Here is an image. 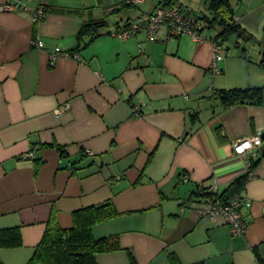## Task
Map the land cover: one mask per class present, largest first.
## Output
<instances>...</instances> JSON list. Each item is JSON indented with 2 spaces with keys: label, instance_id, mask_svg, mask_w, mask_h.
<instances>
[{
  "label": "crops",
  "instance_id": "crops-1",
  "mask_svg": "<svg viewBox=\"0 0 264 264\" xmlns=\"http://www.w3.org/2000/svg\"><path fill=\"white\" fill-rule=\"evenodd\" d=\"M20 1L30 10H0V228L20 226L22 242L0 247V264H27L51 212L68 229L75 210L107 200L117 215L92 233L117 234L121 248L97 254L98 264L264 261V105L224 106L217 94L264 87L261 49L249 56V42L231 40L213 71L217 30L200 40L171 37L164 28L151 40L144 30L125 39L115 34L144 21L161 0L112 13L126 0ZM228 2L262 48L264 0ZM37 8L44 11L39 21ZM97 18L105 27L78 47L80 27ZM55 47L76 57L50 61ZM65 102L69 109L56 116ZM257 133L256 155L263 154L241 189L247 226L233 235L222 217H198L197 192L211 184L221 192L246 173L250 155L235 154L233 143Z\"/></svg>",
  "mask_w": 264,
  "mask_h": 264
},
{
  "label": "trees",
  "instance_id": "trees-1",
  "mask_svg": "<svg viewBox=\"0 0 264 264\" xmlns=\"http://www.w3.org/2000/svg\"><path fill=\"white\" fill-rule=\"evenodd\" d=\"M135 3L128 0L111 9V13L125 6H133ZM204 10L199 14H195L191 9L182 8L173 5V0H161L157 5H165L174 7L178 10L186 11L194 17L202 20L204 30H217L216 36L211 40L218 41L223 44L230 35L235 37H243L245 42H254L255 39L249 33H246L236 23L232 8L228 0H205ZM106 20L104 18L91 19L80 27L77 33L78 47L84 46L100 34V29L105 27ZM126 24V23H125ZM235 41H238L235 39ZM242 54L245 55V47L242 48ZM257 63L264 67V46L259 52ZM222 105L229 106L237 103L264 105V87H246L224 89L217 92ZM61 152L63 147L56 146ZM263 150L249 158L250 166L246 173L236 177L228 187L219 192L218 197L227 199L233 195L241 194V189L248 179V172L252 171L262 156ZM208 187H202L197 194L204 197L210 195ZM117 215L112 203L107 200L95 205L87 206L75 210L72 213L73 224L68 229H62L56 220L54 212L45 224L44 232L34 248V251L27 264L44 263V264H98L96 256L99 253L114 251L120 249L119 238L117 234H110L101 237H95L92 233L94 224L104 222ZM21 227L12 226L0 228V247H17L21 245ZM131 261L133 257L128 252ZM258 263L264 264V261L257 256Z\"/></svg>",
  "mask_w": 264,
  "mask_h": 264
},
{
  "label": "built area",
  "instance_id": "built-area-1",
  "mask_svg": "<svg viewBox=\"0 0 264 264\" xmlns=\"http://www.w3.org/2000/svg\"><path fill=\"white\" fill-rule=\"evenodd\" d=\"M140 0H128V2L136 3ZM18 9L30 10L26 5H24L20 0H9L6 2L0 10L2 11H15ZM44 15L42 8H37L33 11V19L41 20ZM204 23L202 20L194 17L192 14L178 10L174 7H168L165 5L156 6L146 17L144 21L141 22H128L124 26L116 31V35L125 39L134 36L138 31L144 30L146 37L148 39H154L156 32L160 28H164L167 35L171 37H178L182 34L189 35L193 40H200L202 38V32L204 30ZM212 43V60L210 63V68L213 71H217V64L223 59L224 51L222 44L218 41L211 40ZM34 45L37 48L42 47V41H34ZM63 52L59 47H55L53 50L48 52V60H55ZM65 56L76 57V53L64 52ZM69 109V103L65 102L59 104L53 113L56 116H60L62 113ZM137 109L133 108L132 113L135 114ZM262 143V138L260 133L255 135L240 138L233 143V152L238 155H250L254 157L256 155V150L260 147ZM33 155L30 151L23 155L24 158H29ZM250 162H248L247 167L249 169ZM252 175V171L248 172V177ZM119 177V176H118ZM117 177V178H118ZM208 191L210 195L203 197L202 204L196 209L198 217H205L209 219H214L216 217H222L224 223L228 226L230 233L233 235L243 234L246 226L247 220L241 214L240 208L245 202V197L242 194H236L229 198L222 199L218 197L219 191L216 185H209ZM218 193V195H217Z\"/></svg>",
  "mask_w": 264,
  "mask_h": 264
},
{
  "label": "rangeland",
  "instance_id": "rangeland-1",
  "mask_svg": "<svg viewBox=\"0 0 264 264\" xmlns=\"http://www.w3.org/2000/svg\"><path fill=\"white\" fill-rule=\"evenodd\" d=\"M179 2H182L183 4H185V5H187L189 8H191V10L195 13V14H199V13H201V12H203L202 10H204V8H203V5H202V3H201V0H179ZM207 30V29H206ZM210 31H213L212 29H209ZM235 39H237L238 40V42H241V41H244L245 42V40L243 39V37H235V35L233 34V35H230L229 36V38L228 39H226L227 41H226V43H224V45L226 44V45H228V43H230V44H233V42H230L231 40H235ZM228 42V43H227ZM264 42V41H263ZM250 44H249V48L251 49V53H248L249 54V56H253L254 57V50L256 51H258V49L260 48L261 49V46H260V44L258 45V42L257 41H254V42H249ZM224 45L222 46L223 48H224ZM225 45V46H226Z\"/></svg>",
  "mask_w": 264,
  "mask_h": 264
},
{
  "label": "water",
  "instance_id": "water-1",
  "mask_svg": "<svg viewBox=\"0 0 264 264\" xmlns=\"http://www.w3.org/2000/svg\"><path fill=\"white\" fill-rule=\"evenodd\" d=\"M228 46L224 47V50L227 51L228 50ZM261 136H264V132L261 134Z\"/></svg>",
  "mask_w": 264,
  "mask_h": 264
}]
</instances>
